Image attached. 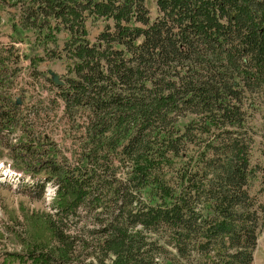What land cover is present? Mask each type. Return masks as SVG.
<instances>
[{
    "label": "trees",
    "instance_id": "obj_1",
    "mask_svg": "<svg viewBox=\"0 0 264 264\" xmlns=\"http://www.w3.org/2000/svg\"><path fill=\"white\" fill-rule=\"evenodd\" d=\"M153 1L151 16L146 0H3L28 49L0 51V159L30 197L56 194L8 227L21 251L0 264H254L244 138L264 111V0ZM20 59L35 79L64 67L47 104L76 133L69 157L42 133L50 110L11 96Z\"/></svg>",
    "mask_w": 264,
    "mask_h": 264
},
{
    "label": "rangeland",
    "instance_id": "obj_2",
    "mask_svg": "<svg viewBox=\"0 0 264 264\" xmlns=\"http://www.w3.org/2000/svg\"><path fill=\"white\" fill-rule=\"evenodd\" d=\"M146 6L150 9L151 16H153L155 14L154 1L146 0ZM11 8V6L4 4L3 0H0V51H4L3 46L12 43L17 49V53L21 55V53L27 52L28 47L24 43L11 42L9 37L11 35L10 13L8 12ZM30 70L31 67L28 60L24 61L20 59L17 63L13 64V67L10 69L13 73L10 94L15 99L20 100L22 97L25 104H41L42 108L50 110H48V115H45V118L42 120V133L49 136L57 146L66 151V155L69 157L67 150L72 145L71 137L76 135V133L71 131V137H68L67 131L69 132V128L62 116L61 110L56 111L52 105L48 106L47 104H50L48 101L54 96V90L46 80V77H50L47 71L50 70L54 74L63 77L65 76L64 67L59 62L41 63L38 65V71H41V74L36 79L32 75L30 76ZM30 118L37 123L32 114ZM246 121L251 125L252 130L248 131L247 137L244 139L246 142L251 141V145L249 146V163L251 169L254 168V176L249 182L248 193L259 207L260 213L257 216L264 223V111L256 110L254 113L248 112ZM19 135L18 131L8 134V141L13 144L16 143L13 139H18ZM242 141L244 142L243 139ZM6 162H10L9 157L4 156L0 159L1 164ZM4 173L0 175V181L4 179V183H0V259L5 252L18 253L21 251V246L18 244V241H15L13 235L9 233L8 227L10 226L16 231H23L26 221L25 216L33 213H51L50 204L56 194V186L46 184L45 187L48 190L45 188V196L43 194V197L37 200L35 196L32 195L33 198L25 193L27 192L26 187L35 186L34 182L31 184L20 182V184L15 185L8 181L7 178H4ZM52 190L54 191L53 194ZM254 264H264V224L258 233L257 246L254 251Z\"/></svg>",
    "mask_w": 264,
    "mask_h": 264
},
{
    "label": "water",
    "instance_id": "obj_3",
    "mask_svg": "<svg viewBox=\"0 0 264 264\" xmlns=\"http://www.w3.org/2000/svg\"><path fill=\"white\" fill-rule=\"evenodd\" d=\"M49 74L51 76V79L52 81L55 83V84H61L62 82L59 80V76L54 74L53 72L49 71ZM17 104H20V100L17 99L16 101Z\"/></svg>",
    "mask_w": 264,
    "mask_h": 264
},
{
    "label": "bare ground",
    "instance_id": "obj_4",
    "mask_svg": "<svg viewBox=\"0 0 264 264\" xmlns=\"http://www.w3.org/2000/svg\"><path fill=\"white\" fill-rule=\"evenodd\" d=\"M1 173L3 174V172H1ZM4 175H5V173H4ZM8 175H10V174H8ZM12 176L15 177L16 181H15L14 178H12V177L9 178V179H10L11 181L17 182L18 179H19V177L15 176L14 174H12ZM14 187H15V185H14ZM50 192H51V191H50ZM53 192H54V191L52 190V194H53Z\"/></svg>",
    "mask_w": 264,
    "mask_h": 264
}]
</instances>
